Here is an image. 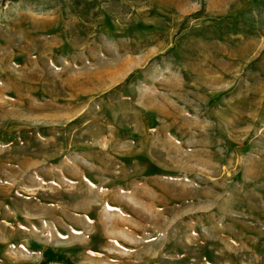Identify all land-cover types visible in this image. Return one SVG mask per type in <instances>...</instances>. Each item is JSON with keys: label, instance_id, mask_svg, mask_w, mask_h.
<instances>
[{"label": "rangeland", "instance_id": "obj_1", "mask_svg": "<svg viewBox=\"0 0 264 264\" xmlns=\"http://www.w3.org/2000/svg\"><path fill=\"white\" fill-rule=\"evenodd\" d=\"M0 264H264V0L8 1Z\"/></svg>", "mask_w": 264, "mask_h": 264}, {"label": "trees", "instance_id": "obj_2", "mask_svg": "<svg viewBox=\"0 0 264 264\" xmlns=\"http://www.w3.org/2000/svg\"><path fill=\"white\" fill-rule=\"evenodd\" d=\"M8 1H20V0H0V9L4 8ZM25 1L31 4H39V5H46V6H52V5H62L63 6L67 2L79 5L82 2V0H25ZM219 28L220 30L223 29L222 26H219Z\"/></svg>", "mask_w": 264, "mask_h": 264}]
</instances>
